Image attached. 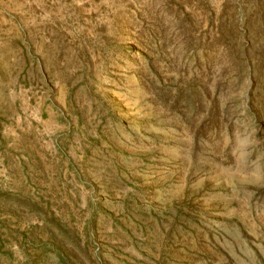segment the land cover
I'll list each match as a JSON object with an SVG mask.
<instances>
[{
  "label": "rangeland",
  "instance_id": "374dc122",
  "mask_svg": "<svg viewBox=\"0 0 264 264\" xmlns=\"http://www.w3.org/2000/svg\"><path fill=\"white\" fill-rule=\"evenodd\" d=\"M0 264H264V0H0Z\"/></svg>",
  "mask_w": 264,
  "mask_h": 264
}]
</instances>
